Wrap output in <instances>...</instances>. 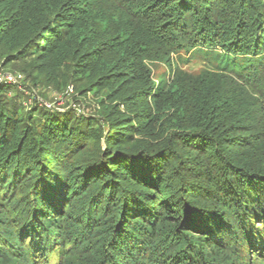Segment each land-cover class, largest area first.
<instances>
[{
	"label": "trees",
	"instance_id": "1",
	"mask_svg": "<svg viewBox=\"0 0 264 264\" xmlns=\"http://www.w3.org/2000/svg\"><path fill=\"white\" fill-rule=\"evenodd\" d=\"M0 59L97 103L0 83V264H264V0H0Z\"/></svg>",
	"mask_w": 264,
	"mask_h": 264
},
{
	"label": "rangeland",
	"instance_id": "2",
	"mask_svg": "<svg viewBox=\"0 0 264 264\" xmlns=\"http://www.w3.org/2000/svg\"><path fill=\"white\" fill-rule=\"evenodd\" d=\"M207 59L214 66L224 69L239 70L240 64L234 60V57L226 58L222 60L218 57L216 52L210 51L207 53ZM175 62L179 63L181 67L192 72H198L200 69L206 66H211L209 61L204 58L203 55L199 53H187L185 51L180 52L174 56ZM1 63V59H0ZM28 62L22 61L19 63L7 65L5 67L0 66V83H16V87L12 88L8 93V96L19 104H22L25 108L29 109L33 105L38 104L40 106L50 105L59 109L60 111L65 110L67 107H74L77 112L83 113L88 116L96 115L97 103L94 98L93 92H88L86 96L80 95L78 92V87L76 85H69L68 87H63V91H58L47 82L42 81L39 85H35L32 81L34 77L29 76V71H24L23 68H28ZM153 70V75L155 78H160L161 76L168 77L167 66L163 63H153L151 65ZM216 67V66H215ZM8 76H13L16 82L8 79ZM36 76V75H35ZM6 80V81H4Z\"/></svg>",
	"mask_w": 264,
	"mask_h": 264
},
{
	"label": "built area",
	"instance_id": "3",
	"mask_svg": "<svg viewBox=\"0 0 264 264\" xmlns=\"http://www.w3.org/2000/svg\"><path fill=\"white\" fill-rule=\"evenodd\" d=\"M7 78L16 82V79L13 76H8ZM4 81H6V80H4ZM48 106H50V105L48 104Z\"/></svg>",
	"mask_w": 264,
	"mask_h": 264
}]
</instances>
